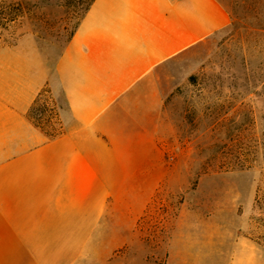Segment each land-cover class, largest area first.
<instances>
[{"label":"crops","instance_id":"obj_1","mask_svg":"<svg viewBox=\"0 0 264 264\" xmlns=\"http://www.w3.org/2000/svg\"><path fill=\"white\" fill-rule=\"evenodd\" d=\"M89 1L51 71L38 54L0 50V264H105L106 237L132 244L152 230L154 191L174 170L161 79L230 23L220 0ZM45 89L61 104L56 135L30 116ZM194 218L176 215L168 264H223L217 238L218 261L189 258ZM229 238L227 264H264L257 242Z\"/></svg>","mask_w":264,"mask_h":264},{"label":"rangeland","instance_id":"obj_2","mask_svg":"<svg viewBox=\"0 0 264 264\" xmlns=\"http://www.w3.org/2000/svg\"><path fill=\"white\" fill-rule=\"evenodd\" d=\"M88 1L3 0L0 50L38 54L51 71ZM220 1L229 25L170 62L161 79L163 150L174 170L168 189L154 191L152 230L132 244L106 237L105 264H168L179 213L200 225L184 233L195 243L189 258L200 251L201 261H218L210 254L217 238L227 264L234 230L264 254V0ZM59 105L45 89L31 115L50 135L60 132Z\"/></svg>","mask_w":264,"mask_h":264},{"label":"trees","instance_id":"obj_3","mask_svg":"<svg viewBox=\"0 0 264 264\" xmlns=\"http://www.w3.org/2000/svg\"><path fill=\"white\" fill-rule=\"evenodd\" d=\"M89 3H90V1H88L87 4L82 8V11L87 8V6L89 5ZM36 103H37V100L34 102V104L32 105V107L30 108V116L33 114V111L34 110L38 109V107H36Z\"/></svg>","mask_w":264,"mask_h":264}]
</instances>
